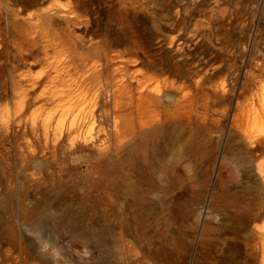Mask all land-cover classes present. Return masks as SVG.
<instances>
[{"label": "rangeland", "instance_id": "rangeland-1", "mask_svg": "<svg viewBox=\"0 0 264 264\" xmlns=\"http://www.w3.org/2000/svg\"><path fill=\"white\" fill-rule=\"evenodd\" d=\"M70 59L96 75L72 147L41 94ZM140 115L172 137L130 170ZM263 137L264 0H0V264H190L243 233L220 202L264 196Z\"/></svg>", "mask_w": 264, "mask_h": 264}, {"label": "bare ground", "instance_id": "bare-ground-1", "mask_svg": "<svg viewBox=\"0 0 264 264\" xmlns=\"http://www.w3.org/2000/svg\"><path fill=\"white\" fill-rule=\"evenodd\" d=\"M48 63L51 64L53 70L51 73L45 74L46 76L43 80L44 88L41 94L45 96L46 100L54 103L56 102L58 109L49 120L44 119L45 128L43 129H45L46 133L51 132V135H58L57 138L63 137L66 133L69 137L70 146L72 147L80 137L81 139L82 137L84 138V136H82L84 125L94 122V111L92 108L88 107V104H84V102L88 100V85H86V80L91 78V81H94L96 75L93 74L94 72L88 77L83 78L78 76L79 73L76 75L77 72L74 73L72 71L74 67L71 66L73 63L71 59L61 61L60 63L50 60ZM76 67H79V65ZM36 118H38L36 114L33 115L31 125L33 128L36 126ZM51 118L55 121L52 120L51 122ZM134 124L135 123H132L131 126H126L123 130V141L119 143L117 148V151L125 153L124 158H121V162L126 164L127 168L130 170L142 168L148 164L152 154L158 150L162 141L172 137L170 131L166 132L163 129L162 121L143 117L140 118L135 125ZM257 138L259 139V137ZM260 141L262 142V139ZM111 163L115 166L117 164V159H112ZM238 198L237 196H224L220 204L227 210L229 225H234L239 222L243 228V233L229 241H223L220 244H218V241L213 236L204 235V239L199 238V241L205 247V251L202 256H199L197 251H195L190 264H264V226H260L261 224L258 225L259 222H255V220L264 216V196L260 194L259 188H257L254 196L248 199ZM111 207L113 217L112 226H115L117 224L115 222L117 216L115 198L112 199ZM117 222H119L118 219ZM123 223H126V221H123ZM191 226L194 230L195 224L193 223ZM212 228H214L213 225H208L207 222L205 223V232H209ZM235 245L236 247L238 245L243 247V252L237 260L227 253V251L235 247Z\"/></svg>", "mask_w": 264, "mask_h": 264}]
</instances>
